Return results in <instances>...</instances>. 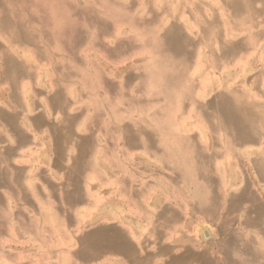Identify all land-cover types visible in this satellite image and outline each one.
Masks as SVG:
<instances>
[{
    "label": "rangeland",
    "instance_id": "obj_1",
    "mask_svg": "<svg viewBox=\"0 0 264 264\" xmlns=\"http://www.w3.org/2000/svg\"><path fill=\"white\" fill-rule=\"evenodd\" d=\"M17 105L0 264H264V0H0Z\"/></svg>",
    "mask_w": 264,
    "mask_h": 264
},
{
    "label": "crops",
    "instance_id": "obj_2",
    "mask_svg": "<svg viewBox=\"0 0 264 264\" xmlns=\"http://www.w3.org/2000/svg\"><path fill=\"white\" fill-rule=\"evenodd\" d=\"M7 109L8 108L0 107V129L8 130L11 132V134L9 135L11 140L5 139L4 142H1L3 144H6V146L4 145L7 148L5 150V153L7 151V153L15 154L14 152L18 151L19 156L21 154H27L29 156L28 160L29 159L31 160V158H34V161L39 160L41 156L44 154V152H42L41 156L38 155V149H41L42 146H44V145L42 146L40 145V141L46 138L44 137L43 139H41L40 136L36 134V132L38 134H41V136H43L47 130H53L52 124L49 123L47 119L44 117V112L40 111L41 108H36L35 112H30V114L34 115L32 118L27 117L28 119L31 118L30 119L31 123L29 125V128L27 125H24V122L22 121L21 117L20 118L17 117V116H22L23 114L28 116L27 113L29 112L27 110V107H24L23 110L20 105H17L16 110L14 109L7 110ZM29 130L35 136V139H33L34 138L33 137L30 138V140L26 139L24 141L25 136L29 135ZM32 148H35L37 150L28 152V150ZM24 159H22L20 162L15 163L14 166H12L8 164L9 162L5 154L4 170L2 171L0 167V191L2 189L4 191L3 194L7 193L6 192L7 187H10V182L14 179V177H11L9 175V171L16 172V170L22 171L26 169L29 170L30 168H32L31 166H33V164H31L28 167L23 166L24 164H26V161Z\"/></svg>",
    "mask_w": 264,
    "mask_h": 264
},
{
    "label": "bare ground",
    "instance_id": "obj_3",
    "mask_svg": "<svg viewBox=\"0 0 264 264\" xmlns=\"http://www.w3.org/2000/svg\"><path fill=\"white\" fill-rule=\"evenodd\" d=\"M58 10V9H57ZM177 153H178V151H177ZM176 154V153H175ZM177 155H179V153L177 154ZM179 157V156H178ZM183 160V159H182Z\"/></svg>",
    "mask_w": 264,
    "mask_h": 264
}]
</instances>
